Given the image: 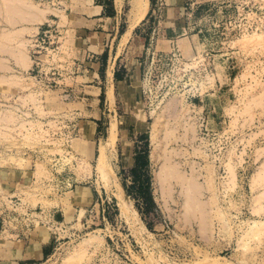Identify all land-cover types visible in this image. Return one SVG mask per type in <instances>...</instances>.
Listing matches in <instances>:
<instances>
[{
	"label": "rangeland",
	"instance_id": "1",
	"mask_svg": "<svg viewBox=\"0 0 264 264\" xmlns=\"http://www.w3.org/2000/svg\"><path fill=\"white\" fill-rule=\"evenodd\" d=\"M106 4L126 28L132 0ZM92 5L0 0V251L42 240V264H264V0L186 11L195 52L164 29L146 47L121 37Z\"/></svg>",
	"mask_w": 264,
	"mask_h": 264
},
{
	"label": "crops",
	"instance_id": "2",
	"mask_svg": "<svg viewBox=\"0 0 264 264\" xmlns=\"http://www.w3.org/2000/svg\"><path fill=\"white\" fill-rule=\"evenodd\" d=\"M200 1L202 0H150L148 13L145 19L133 29L131 39L143 40L145 47L149 46L150 42L153 44L155 40L158 44H161L162 41H157V35L158 33L161 34L162 29H164V36L162 37L166 44L172 46L188 44L191 46V51L195 52L197 45L200 44V33L189 34L187 32L189 27L187 28L184 25L183 19L186 11H191V16H196L199 8L196 4ZM92 4L91 10L95 13V17L103 18L113 11L114 19L118 20V33H121V37H124L129 29V22L126 28L122 27V8L118 9L114 5L110 9L106 4V0H92ZM102 18L98 20H102ZM113 73L114 87L118 96H120V83L128 79L130 71L127 69L121 72L117 68ZM96 75L100 76V67ZM50 248L49 243L42 240L19 241L15 246L5 247L0 251V264H42L48 257Z\"/></svg>",
	"mask_w": 264,
	"mask_h": 264
},
{
	"label": "bare ground",
	"instance_id": "3",
	"mask_svg": "<svg viewBox=\"0 0 264 264\" xmlns=\"http://www.w3.org/2000/svg\"><path fill=\"white\" fill-rule=\"evenodd\" d=\"M149 5H150V0H132V6H131V11H130V17H129V29L127 31V33L125 34L124 37H126V39H129V36L131 35L133 29L135 27H137V25L139 23H141L144 18L146 17L147 13H148V10H149ZM18 60H20V62H18L19 65L21 64H25V67L27 66V64L29 63L30 59H29V56L25 55V56H21ZM23 66V65H22ZM24 67V66H23ZM195 127V126H194ZM193 129V127H192ZM116 130V125L113 126L112 128V138L114 137L115 135V131ZM190 131V130H189ZM112 141V139H111ZM110 142V141H109ZM112 143V142H111ZM110 143V144H111ZM103 146V145H102ZM101 146V147H102ZM101 149V148H100ZM107 150L106 148H102V151H101V155H100V158H99V164L101 167H105L106 166V158H107ZM109 172V171H108ZM165 169L160 172V178L161 179V182L160 183H163V186H164V174H165ZM104 173V172H103ZM106 173V172H105ZM108 174V173H107ZM102 175V174H101ZM105 176V175H104ZM158 179V177H157ZM158 179V180H159ZM160 185V184H159ZM162 186V184H161ZM162 186V187H163ZM118 198H119V201H120V209L122 211V214L125 215L127 218H130V211H131V208L127 205L126 203V200L124 199V196H123V193H122V190H120V194H118ZM133 211V210H132ZM134 212V211H133ZM132 214V213H131ZM134 216V215H133ZM145 229V228H144ZM144 231V230H143ZM93 237V236H91ZM85 242V241H84ZM74 254V253H73ZM71 258V257H70Z\"/></svg>",
	"mask_w": 264,
	"mask_h": 264
},
{
	"label": "built area",
	"instance_id": "4",
	"mask_svg": "<svg viewBox=\"0 0 264 264\" xmlns=\"http://www.w3.org/2000/svg\"><path fill=\"white\" fill-rule=\"evenodd\" d=\"M205 121L202 122L201 128H205L206 131V126L204 125Z\"/></svg>",
	"mask_w": 264,
	"mask_h": 264
}]
</instances>
